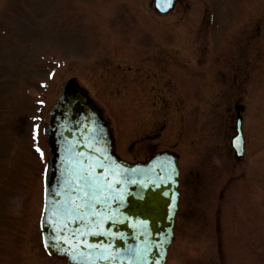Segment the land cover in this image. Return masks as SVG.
Instances as JSON below:
<instances>
[{
    "label": "rangeland",
    "instance_id": "374dc122",
    "mask_svg": "<svg viewBox=\"0 0 264 264\" xmlns=\"http://www.w3.org/2000/svg\"><path fill=\"white\" fill-rule=\"evenodd\" d=\"M153 1L0 0V264H66L42 246L46 158L28 149L71 78L119 159L178 157L167 264H264V0H178L165 16Z\"/></svg>",
    "mask_w": 264,
    "mask_h": 264
},
{
    "label": "water",
    "instance_id": "95a60500",
    "mask_svg": "<svg viewBox=\"0 0 264 264\" xmlns=\"http://www.w3.org/2000/svg\"><path fill=\"white\" fill-rule=\"evenodd\" d=\"M177 1L154 0V11L165 16ZM234 111L230 146L239 161L244 107ZM43 133L50 154L39 222L46 254L66 264H167L179 211L178 157L119 159L102 109L75 78L59 86Z\"/></svg>",
    "mask_w": 264,
    "mask_h": 264
},
{
    "label": "flooded vegetation",
    "instance_id": "af4514ba",
    "mask_svg": "<svg viewBox=\"0 0 264 264\" xmlns=\"http://www.w3.org/2000/svg\"><path fill=\"white\" fill-rule=\"evenodd\" d=\"M192 59V57L190 58V60ZM138 70H140L141 71V69H138ZM150 77L152 78V76L150 75ZM148 76H146L145 78H144V84H145V88L148 90H155L156 89V86L155 85H152V84H154L152 81H149L148 80ZM153 78H154V80H156V74H153ZM148 90V91H149ZM99 106V105H98ZM51 108V107H50ZM50 108L48 109V111H47V116H46V120H47V117H48V113H49V111H50ZM47 122V121H46ZM46 122H45V124H46ZM45 124H44V128H45ZM108 126H109V129H110V125H109V123H108ZM44 128H43V130H42V137H41V139H40V141H38V139H37V142H41V143H39V145H37V144H33V145H30V147H29V153H30V155L32 156H34L36 159V161L37 162H41L42 161V159H44V158H46L45 160H46V162H47V160L49 159V157H50V154H49V150H48V145H47V142H46V138H45V136H44V133H43V131H44ZM110 132H111V129H110ZM112 134V133H111ZM42 140V141H41ZM37 147H39L42 151H43V153H44V157L43 158H41V156H40V154L36 151V148ZM114 147H115V145H114ZM114 152H115V148H114ZM163 152H167V151H163ZM158 153H161V152H155L154 154H152V155H150L149 157H147L145 160H142V161H139V162H145L146 160H148V158H150V157H152V156H155L156 154H158ZM46 162H45V164H46ZM139 162H132V163H139ZM44 167H45V165H44ZM43 172H44V168H43ZM42 177H43V173H42ZM43 179V178H42ZM42 195H43V188H42ZM179 206H180V200H179ZM42 209V208H41ZM40 230V229H39ZM41 233V232H40Z\"/></svg>",
    "mask_w": 264,
    "mask_h": 264
},
{
    "label": "snow or ice",
    "instance_id": "6c2138e0",
    "mask_svg": "<svg viewBox=\"0 0 264 264\" xmlns=\"http://www.w3.org/2000/svg\"><path fill=\"white\" fill-rule=\"evenodd\" d=\"M164 3H166L168 7H171V5H172V0H164ZM158 6H159V5H158ZM37 133H38V126H37L36 129H34V137H33L34 139L36 138V134H37ZM36 151L40 154L41 158L44 157V153H43V151H42L39 147L36 148ZM46 246H47V245H46Z\"/></svg>",
    "mask_w": 264,
    "mask_h": 264
}]
</instances>
